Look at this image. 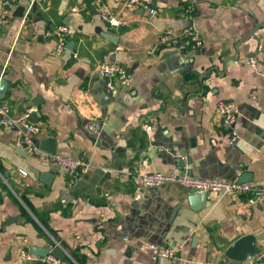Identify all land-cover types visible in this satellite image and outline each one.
<instances>
[{
  "label": "crops",
  "instance_id": "obj_1",
  "mask_svg": "<svg viewBox=\"0 0 264 264\" xmlns=\"http://www.w3.org/2000/svg\"><path fill=\"white\" fill-rule=\"evenodd\" d=\"M126 1L18 0L14 28L0 25V100L39 114V144L54 140L56 154L90 165L72 179L0 127V264H36L21 260L27 248L59 249L60 264H232L226 254L245 237L255 238L248 256L264 252V198L211 194L197 207L183 185L140 182L163 173L264 186V0H152L155 18ZM98 2L130 26L108 28ZM186 5L193 21L178 16ZM192 25L200 49L151 52L163 31ZM58 26L72 31L61 56L47 35ZM105 59L128 69L129 90L95 76ZM221 100L237 106L234 145L216 113ZM145 241L178 259L155 260Z\"/></svg>",
  "mask_w": 264,
  "mask_h": 264
},
{
  "label": "built area",
  "instance_id": "obj_2",
  "mask_svg": "<svg viewBox=\"0 0 264 264\" xmlns=\"http://www.w3.org/2000/svg\"><path fill=\"white\" fill-rule=\"evenodd\" d=\"M18 0H3L2 10L0 14V25L8 29L14 28L15 18L14 9ZM95 4V9L100 20L110 29H119L128 27L131 21L121 15L111 11L105 5ZM125 8L130 11L141 10L148 13L150 17L155 18L159 15V11L152 0H127ZM86 6H84V9ZM73 13H79V8H74ZM181 19L194 20L196 18V10L192 5H186L179 12ZM48 37H55L57 45L55 53L58 56L63 55L67 50V39L72 35V31L67 26H58L47 33ZM17 35H11L10 40L13 45L18 42ZM203 42L194 25L187 27L180 33H176L172 29L163 31L157 43L151 48V52L155 53L159 49L170 51L171 53L182 54L188 50H198L202 47ZM246 64L252 67L257 66L255 59H249ZM94 74L97 78L106 82L110 91L119 89L129 90L132 86V76L128 69L123 65L109 60L100 61ZM216 113L222 126L227 129L230 136V144L237 143L238 134L235 131L237 119V106L233 101L221 100L217 103ZM32 111L23 114H15L11 106L0 100V127L4 130L13 131L17 136V145L23 149L27 155L49 161L59 170L64 172L68 177L77 179L83 176L89 164L81 159H73L58 154H50L40 148L37 137L42 132L40 124L32 120ZM153 128L148 127L147 131ZM22 175L27 176L26 172ZM141 184L147 189H159L163 184L171 182L178 183L186 187L189 191L196 194H216V195H236L245 197L247 204L256 205L264 198V186L253 185L251 183H242L238 180L230 181L225 179H204L200 177L190 176L187 174H163V173H145L140 176ZM126 240V238H125ZM143 247L151 252L155 260H177L178 250L171 247L158 246L147 241L143 242ZM57 248V247H56ZM20 258L23 261H34L36 264H60L61 259L57 256L49 254L46 257L35 256L31 249L27 248L21 251ZM248 264H264V252L258 260L253 257H247Z\"/></svg>",
  "mask_w": 264,
  "mask_h": 264
},
{
  "label": "water",
  "instance_id": "obj_3",
  "mask_svg": "<svg viewBox=\"0 0 264 264\" xmlns=\"http://www.w3.org/2000/svg\"><path fill=\"white\" fill-rule=\"evenodd\" d=\"M34 6L37 7V2L34 3ZM15 16H17V15H15ZM17 17H20V16H17ZM174 54H176V53H174ZM4 85H5V82L1 81L0 82V92H4ZM38 116H39V114L34 113L32 115V119L35 122H37ZM229 132H230V130H229ZM89 134L92 135V132H89ZM55 145H56V143L54 140H50L48 145H47V143L39 144L41 149H43L44 151H46L52 155L56 154ZM238 181H240L242 183H248L244 179H240V180L238 179ZM209 196L210 195L206 194V193L196 194V193L191 192V195L189 196V200H190V202H196L197 207H200V205L202 207H205V204H206ZM254 242H255V238L245 237V238H242L241 240H239L238 242H236L235 244H233L226 254L229 258H231L233 260L232 264H242V262L245 259H247L248 254L254 255V253H255ZM31 252H32V254H34L36 256H40V257H46L49 254H52V255L57 256L60 259H62L65 256L59 249H55L52 251L47 250L46 252L38 253V252H35L34 248H31Z\"/></svg>",
  "mask_w": 264,
  "mask_h": 264
}]
</instances>
